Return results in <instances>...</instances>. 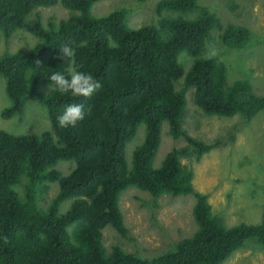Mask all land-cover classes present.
Masks as SVG:
<instances>
[{
	"label": "trees",
	"instance_id": "trees-1",
	"mask_svg": "<svg viewBox=\"0 0 264 264\" xmlns=\"http://www.w3.org/2000/svg\"><path fill=\"white\" fill-rule=\"evenodd\" d=\"M99 1L0 0L1 34L9 38L23 30L37 39L29 50L0 57V79L10 100L1 116L21 115L35 100L46 108L51 126L40 135L0 130V264H222L249 240L264 246V213L259 224L227 227L213 214L208 197L194 189L192 170L181 164V158L199 160L221 144H206L185 131L189 91L206 116L238 115L248 123L264 111V97L247 82L228 84L223 63L200 57L213 30L221 32L229 49L246 45L249 30L232 24L223 28L198 0H160L154 7L158 20L132 28L126 8L92 15ZM56 5L70 12L68 18L49 19L46 25L39 13L30 19L37 9ZM65 46L74 56L62 57ZM182 53L193 59L186 71L179 62ZM70 69L93 75L102 87L90 97L52 91L49 77L59 72L70 78ZM73 103L83 104L84 119L61 129L57 117ZM164 122L169 136L183 138L187 146L172 149L155 168ZM140 126L143 141L129 165L126 146ZM60 162L72 163V170L64 175L56 168ZM52 184L58 192L43 208ZM130 188L154 198L194 196L197 231L152 259L117 245L108 252L106 227L132 240L120 207Z\"/></svg>",
	"mask_w": 264,
	"mask_h": 264
},
{
	"label": "rangeland",
	"instance_id": "rangeland-1",
	"mask_svg": "<svg viewBox=\"0 0 264 264\" xmlns=\"http://www.w3.org/2000/svg\"><path fill=\"white\" fill-rule=\"evenodd\" d=\"M159 1L147 0L139 5L136 0H100L93 6L92 15L103 16L126 8L130 26L139 28L158 20L154 7ZM198 4L214 13L223 28L232 24L250 32L246 45L229 49L220 40L221 32L213 30L200 57L223 63L228 84L245 81L256 96L264 97V0H198ZM36 13L46 25L49 19L57 22L68 18L70 12L56 5L37 9L30 19H34ZM36 43L37 39L23 30H17L9 38L0 32V57L29 50ZM192 61L185 53L179 56L185 71ZM191 93L186 94L185 131L206 144H221L199 160L187 155L181 158V164L192 170L194 189L208 197L213 214L222 218L227 227L259 224L264 213V111L248 123L238 115L229 118L206 116L193 104ZM9 105L5 82L0 79V130L11 135H40L51 129L47 110L39 102L29 100L21 115L4 120L1 113ZM143 135L144 127L140 126L133 141L126 146L129 165L134 149L143 141ZM185 146L187 142L183 138L174 140L169 136L168 124L164 122L154 167L158 168L172 149ZM56 168L66 175L73 165L60 162ZM57 192L58 185L52 184L41 206L45 208ZM70 204V200L64 202L61 212H65ZM194 204L192 195L154 198L147 192L130 188L122 194L120 207L132 240H125L108 226L102 231L103 245L108 252L117 245L141 259H152L173 251L181 240L192 237L197 231L192 216ZM222 264H264V246L249 240Z\"/></svg>",
	"mask_w": 264,
	"mask_h": 264
},
{
	"label": "clouds",
	"instance_id": "clouds-1",
	"mask_svg": "<svg viewBox=\"0 0 264 264\" xmlns=\"http://www.w3.org/2000/svg\"><path fill=\"white\" fill-rule=\"evenodd\" d=\"M63 58H71L74 56V50L65 46L60 49ZM215 53L213 52L212 55ZM36 63L39 64L37 61ZM70 78L59 72H54L49 80L51 81L50 87L61 94H71L73 97H90L95 91L99 90L102 85L93 75L70 69ZM55 88H52V85ZM84 106L83 104L73 103L67 105L62 114L57 117L58 126L61 129L68 127H75L76 124L84 119Z\"/></svg>",
	"mask_w": 264,
	"mask_h": 264
}]
</instances>
